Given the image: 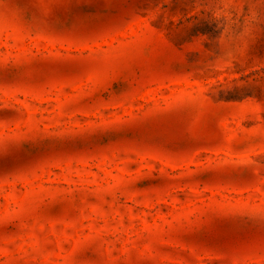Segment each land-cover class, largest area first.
<instances>
[{
  "label": "rangeland",
  "instance_id": "1",
  "mask_svg": "<svg viewBox=\"0 0 264 264\" xmlns=\"http://www.w3.org/2000/svg\"><path fill=\"white\" fill-rule=\"evenodd\" d=\"M0 264H264V0H0Z\"/></svg>",
  "mask_w": 264,
  "mask_h": 264
}]
</instances>
